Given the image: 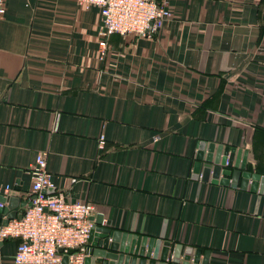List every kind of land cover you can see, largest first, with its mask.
I'll return each instance as SVG.
<instances>
[{
    "label": "crops",
    "instance_id": "crops-1",
    "mask_svg": "<svg viewBox=\"0 0 264 264\" xmlns=\"http://www.w3.org/2000/svg\"><path fill=\"white\" fill-rule=\"evenodd\" d=\"M155 1L172 19L151 39L111 35L100 58L99 8L6 0L0 225L46 153L51 193L93 205V224L159 252L167 243L166 264L190 251L199 264L206 253L207 264H264V0ZM211 145L235 151L232 165L245 158L250 179L203 181L196 158ZM18 242L0 241V264Z\"/></svg>",
    "mask_w": 264,
    "mask_h": 264
},
{
    "label": "built area",
    "instance_id": "built-area-1",
    "mask_svg": "<svg viewBox=\"0 0 264 264\" xmlns=\"http://www.w3.org/2000/svg\"><path fill=\"white\" fill-rule=\"evenodd\" d=\"M5 2L0 0V16L5 13ZM76 3L85 9L94 6L100 10V58L111 35L151 39L172 19L166 5L155 0H76ZM103 139L100 137V141ZM29 175L30 206L25 208L20 220L0 225V241L19 240L13 264H62L65 256L66 264H86L90 257L88 238L94 227L90 220L93 205L85 201L70 202L51 193L54 186L47 171L46 153L36 155ZM10 189V186L0 187V193ZM3 207L0 203V209ZM70 250L74 252L69 254Z\"/></svg>",
    "mask_w": 264,
    "mask_h": 264
},
{
    "label": "water",
    "instance_id": "water-1",
    "mask_svg": "<svg viewBox=\"0 0 264 264\" xmlns=\"http://www.w3.org/2000/svg\"><path fill=\"white\" fill-rule=\"evenodd\" d=\"M213 148V145L209 146L205 157L203 152H201L202 147H200V151L197 154V163L195 165L194 173L198 174L202 167L203 181H206V178H208L210 173L213 175L214 179H216L218 175H233V178H236L238 175L245 180L250 179L251 175L245 172V158L241 165H232L233 154L235 151H229L228 148L223 149V147H218L216 150L217 152L214 155ZM202 163H204V165H202ZM232 166L237 169L236 173H230L229 171H224L222 173L221 170L223 167L231 168ZM257 178L258 177L255 179ZM17 202L16 199H11L9 201L8 210L15 208ZM12 203H14V205H12ZM29 206V201L26 199L19 205V210L7 215L3 225H7L10 220H20L25 212V208ZM88 243L90 247L89 256L98 258L97 260L101 264H156L157 261H159L158 264H166L169 256V245L167 243L164 244L161 252H159V241L156 242L152 239L133 237L129 234L111 231L110 229L101 227L100 221L95 222L94 227L89 234ZM59 251L61 252V250ZM73 252V250H70L69 254ZM186 255L187 256L183 258V261L180 262L179 255L176 254L175 257L171 259L170 264H199L198 258L200 253L198 251L193 257L191 256V251L186 252ZM207 256L208 253L205 254V259L201 264H207ZM66 262L67 257L65 256L63 257L62 264H66Z\"/></svg>",
    "mask_w": 264,
    "mask_h": 264
}]
</instances>
